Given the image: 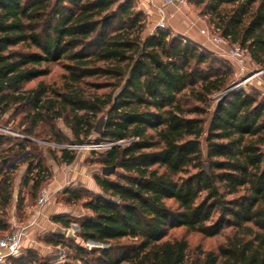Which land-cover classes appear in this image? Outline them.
Instances as JSON below:
<instances>
[{"label": "trees", "instance_id": "obj_1", "mask_svg": "<svg viewBox=\"0 0 264 264\" xmlns=\"http://www.w3.org/2000/svg\"><path fill=\"white\" fill-rule=\"evenodd\" d=\"M119 2L0 0L1 114L12 113L26 136L47 134L58 144L54 121L65 120L83 144L104 116L101 141L123 142L103 155V167L122 173L117 181L95 177L101 195L66 191L69 204L81 202L90 212L74 222L78 237L108 246L97 250L100 257L70 246L75 254L67 264H264V97L233 89V68L187 38L171 30L144 37L145 14L132 4L115 10ZM195 3L204 5L213 29L264 69V0ZM62 60L69 61L65 92L51 98L43 82L24 89L48 75L45 65ZM76 157L63 150L60 162L71 165ZM21 162L29 166L23 185L37 197L51 176L35 144L1 135L4 231ZM177 227L209 238L226 229L232 235L217 252L192 261L185 240H166ZM64 242L60 234L46 238L53 246Z\"/></svg>", "mask_w": 264, "mask_h": 264}, {"label": "rangeland", "instance_id": "obj_2", "mask_svg": "<svg viewBox=\"0 0 264 264\" xmlns=\"http://www.w3.org/2000/svg\"><path fill=\"white\" fill-rule=\"evenodd\" d=\"M197 0H188L186 8H183L187 12V14L192 17H195L196 19H200L204 24H207V26L210 29H213L212 24V18L209 15H206V11L204 8V5H196ZM122 0H120L119 4L116 6L115 10H119L120 6L122 5ZM148 25L147 29L144 32V37L148 36L149 30L155 29L154 27V21L149 19V17L145 14ZM171 28H168L166 30H170ZM41 29H39L40 31ZM152 35L155 31H151ZM172 33L175 36H180L175 31L172 30ZM225 47V46H224ZM224 47H221L224 48ZM231 48L232 47H225L222 51L212 52L217 58L225 60L232 68H233V87H235L238 84H241L242 88L245 89L248 93H257L264 97V88H263V79L264 75H260L256 77V74L258 71L263 70V68L257 66L255 63L252 62V60L247 61V68L245 71H241L240 67L237 65V63L234 61V59L231 56ZM19 52H28V49L25 47H18L16 48ZM225 53V54H224ZM69 61L68 60H62L61 62L51 63L49 65H45L44 67L48 70V75L41 77L35 81H32L25 85L24 89H30L38 85L40 82H43L49 89L51 98H57L54 94L55 92H65L67 87L69 86V70H68ZM255 77V78H254ZM248 78V79H247ZM249 80V82L246 81ZM251 79V80H250ZM103 93V92H100ZM218 96H214L212 98V110L214 106L217 104ZM98 122H95L94 126L96 127V124ZM18 123L19 120H12V113H8L6 115L1 114L0 112V126L1 127H7L12 129L13 131H18ZM55 130L57 133L60 134V136L63 139L62 144H58L53 141V139H49L47 134L41 136V137H35V136H28L30 139L27 141H31L33 144H35V148L37 149V153L41 155L44 167L50 174L51 178L48 181V183L44 184L43 188L47 187L53 178V173L51 169V161L52 163H55L60 169L68 170L69 173L75 174V170L79 169V167H86L90 173L91 176L97 177L100 176L102 178L110 179L111 181H117L118 176L117 174L122 173L121 170H117V172L110 176L105 177L102 175V159L103 155L106 151L110 150V142L108 141H101L100 135L97 133L94 134L88 138L83 139V144H79L74 135L72 130L69 128V126L66 124L65 120L60 119L57 121H54L53 123ZM23 134V133H22ZM25 135V134H23ZM26 136V135H25ZM12 139H19V140H25L21 138H16L14 136H7ZM33 148V147H32ZM31 148V149H32ZM68 150L72 151L76 154V160L73 164L67 165L63 162H60V158L62 156V151ZM57 157L59 162L55 161L54 158ZM25 167L28 168L27 162H21L18 166L19 167ZM1 169V166H0ZM21 175V174H20ZM27 177V171L25 174H23V177L21 179V182H24V179ZM15 179V176H14ZM27 192H31V185L24 187ZM69 187V188H67ZM76 185L73 186V184L69 186H65L60 192V194L66 193V191L73 190V191H79L82 196H86V192L88 191L85 187H77ZM23 193V192H21ZM87 197V196H86ZM170 204V202H169ZM75 209H81L82 203H77L73 205ZM78 217H72L71 223L78 225L74 223L77 221ZM73 226V225H72ZM70 227V233L67 234L64 232V234H60L63 236L64 244L59 246H53L46 243V238H40L41 246L37 249H27L22 252V255L20 257H24L25 259L29 255H33L36 257V263L35 264H67L69 261L72 260L75 251L70 248V246L73 245H79L84 246L87 249L95 250V253L93 256L100 257L101 253L98 252V249H106L108 246L95 244L91 242H83L78 236H79V230L73 227ZM79 226V225H78ZM7 233H2L0 236H4ZM55 235V234H54ZM232 235L231 229H226L221 235L213 238H209L204 236L201 233L197 232H191L188 229L184 227H177L170 230L168 237L166 240L171 241H181L185 240L189 245V255L192 259V261H196L200 258H202V253L207 251H213L217 252L219 247L223 245L227 239ZM130 242V241H129ZM129 242H124L123 244H129ZM75 264H82L81 262H75Z\"/></svg>", "mask_w": 264, "mask_h": 264}, {"label": "crops", "instance_id": "obj_3", "mask_svg": "<svg viewBox=\"0 0 264 264\" xmlns=\"http://www.w3.org/2000/svg\"><path fill=\"white\" fill-rule=\"evenodd\" d=\"M123 4H132L137 11L146 14L149 19L154 21L155 27L161 18V11L167 18L170 30L175 31L180 36L187 38L212 52L222 51L223 48L215 45L208 35L202 33V30L209 29L200 19L189 16L183 8L187 5L175 4L164 7L160 0H122ZM155 29L149 30L150 35ZM20 132V131H17ZM21 133V132H20ZM1 136V135H0ZM7 137V136H6ZM51 161V169L53 178L51 183L45 187L51 196V200L44 207L39 208L37 197L33 196V192H27L23 188L21 179L28 168L19 167L13 175L12 183V200L6 209V216L3 217V224L7 230H1L2 233H9L17 228L29 225L30 229L24 239V250L39 248L41 245L40 238H46L54 234L70 233V227L78 228V225L71 223L72 217H84L90 215V212L81 209H75L74 204H69V195L67 193L60 194L65 186L71 184L77 187H85L90 193L101 195L102 191L95 181V177L91 176L88 169L79 167L75 170V174L69 173L68 170L60 169ZM21 174V175H20ZM15 176V179H14ZM26 187V186H24ZM76 187V188H77ZM69 188V187H67ZM23 192V193H21ZM19 200H22V207L19 209ZM2 214V212H1Z\"/></svg>", "mask_w": 264, "mask_h": 264}, {"label": "built area", "instance_id": "obj_4", "mask_svg": "<svg viewBox=\"0 0 264 264\" xmlns=\"http://www.w3.org/2000/svg\"><path fill=\"white\" fill-rule=\"evenodd\" d=\"M164 7L175 5V4H187L188 0H160ZM168 22L167 18L164 15V13L161 11V18L159 22L156 25L155 30H166L168 29ZM202 33L205 35H208L212 42L219 46V47H232L231 48V56L234 59V61L237 63V65L240 67L241 71H245L247 68V61L251 60L250 54L247 50L242 49L239 45L236 44H230L225 38H223L219 34V30L216 29H204L202 30ZM224 47V48H225ZM223 48V49H224ZM225 54V53H224ZM256 74L257 76L264 75V69L258 71ZM255 78V77H254ZM248 79V78H247ZM246 79V81H247ZM251 80V79H250ZM249 82V80L247 81ZM241 84L236 85L233 87V89H240ZM263 88H264V79H263ZM0 135L2 136H14L16 138H21L25 140H29L30 138L28 136L23 135L20 132L13 131L10 128L7 127H1L0 126ZM123 142H114L110 143V149H112L115 146L122 145ZM51 200V196L49 195L46 188H43L38 197V207L42 208L47 203H49ZM30 229V226H24L17 228L9 233H7L4 236H0V264H7V262L12 259L16 258L22 255L23 249H24V239L26 238V235L28 233V230Z\"/></svg>", "mask_w": 264, "mask_h": 264}, {"label": "water", "instance_id": "obj_5", "mask_svg": "<svg viewBox=\"0 0 264 264\" xmlns=\"http://www.w3.org/2000/svg\"><path fill=\"white\" fill-rule=\"evenodd\" d=\"M110 15H106L104 17V20H106L107 18H109ZM105 117L102 116L97 124H96V127H95V133H97L98 135H102L103 131H104V126H105ZM116 166H111V167H103L102 169V175L105 176V177H110L112 175H114L116 173ZM205 170L206 172L209 174V166L208 164L205 165ZM79 228V226H78ZM91 243H95V244H98L96 242H91Z\"/></svg>", "mask_w": 264, "mask_h": 264}]
</instances>
